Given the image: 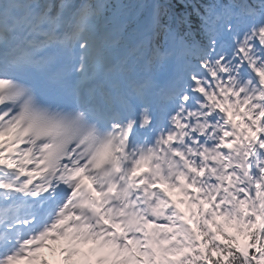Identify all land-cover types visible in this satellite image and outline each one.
<instances>
[{"label": "snow or ice", "instance_id": "snow-or-ice-1", "mask_svg": "<svg viewBox=\"0 0 264 264\" xmlns=\"http://www.w3.org/2000/svg\"><path fill=\"white\" fill-rule=\"evenodd\" d=\"M114 7L0 0V264H264V0L156 7L155 101L118 79Z\"/></svg>", "mask_w": 264, "mask_h": 264}, {"label": "rangeland", "instance_id": "rangeland-1", "mask_svg": "<svg viewBox=\"0 0 264 264\" xmlns=\"http://www.w3.org/2000/svg\"><path fill=\"white\" fill-rule=\"evenodd\" d=\"M116 25H119V22H117ZM122 43H121L122 53L125 52L126 50H129L128 53H133L134 46L129 41L127 42L123 41ZM47 254H48L49 264H61L62 257H61V253L59 252L58 248L55 251H53V249L52 251L48 250ZM32 264H41V262L40 260H37V261H34Z\"/></svg>", "mask_w": 264, "mask_h": 264}, {"label": "bare ground", "instance_id": "bare-ground-1", "mask_svg": "<svg viewBox=\"0 0 264 264\" xmlns=\"http://www.w3.org/2000/svg\"><path fill=\"white\" fill-rule=\"evenodd\" d=\"M123 79V78H122ZM133 80H135L136 81V79L135 78H133Z\"/></svg>", "mask_w": 264, "mask_h": 264}]
</instances>
